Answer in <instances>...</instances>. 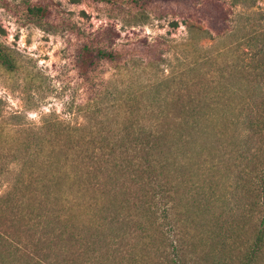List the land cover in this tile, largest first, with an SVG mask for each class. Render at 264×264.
<instances>
[{
  "label": "trees",
  "instance_id": "1",
  "mask_svg": "<svg viewBox=\"0 0 264 264\" xmlns=\"http://www.w3.org/2000/svg\"><path fill=\"white\" fill-rule=\"evenodd\" d=\"M87 1L126 12L127 24L162 8L182 18L187 34L116 42L105 27L84 36L75 68L86 79L105 64L122 73L166 63L168 72L98 98L83 124L50 112L33 129L6 128L11 144L0 158L20 167L0 194V264H222L235 254L247 264L264 256V7ZM54 9L23 0L13 12L45 27ZM173 48L175 62L164 56ZM0 65H16L4 45Z\"/></svg>",
  "mask_w": 264,
  "mask_h": 264
},
{
  "label": "rangeland",
  "instance_id": "2",
  "mask_svg": "<svg viewBox=\"0 0 264 264\" xmlns=\"http://www.w3.org/2000/svg\"><path fill=\"white\" fill-rule=\"evenodd\" d=\"M6 1L11 9L0 6V45L6 47L16 65L13 71L0 65V156L11 144L4 135L14 123L18 129H33L41 116L54 112L72 124H83L87 111H98L102 103L98 98L127 93L168 72L166 63L151 69L129 65L130 69L128 66L122 73L105 64L86 79L75 68L79 41L84 36L105 27L119 34L116 42L143 38L148 42L160 38L180 41L187 34L182 18L162 8L158 16L150 13L145 23L127 24L126 12H112L87 0H47L53 4L55 16L51 24L40 27L23 13L14 14L23 0ZM220 1L229 7L230 0ZM256 5L264 7V0H256ZM173 21L178 26L172 25ZM164 56L175 62L174 48ZM4 160L0 158V166L6 170L0 176V194L10 186L20 167L19 161L6 164ZM241 257L232 255L222 264H241ZM247 264H264V256H255Z\"/></svg>",
  "mask_w": 264,
  "mask_h": 264
}]
</instances>
